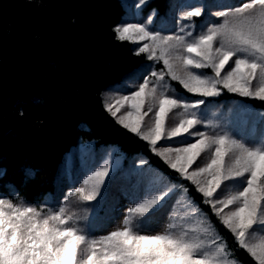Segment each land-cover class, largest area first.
Here are the masks:
<instances>
[{"label":"rangeland","instance_id":"374dc122","mask_svg":"<svg viewBox=\"0 0 264 264\" xmlns=\"http://www.w3.org/2000/svg\"><path fill=\"white\" fill-rule=\"evenodd\" d=\"M122 1L118 36L149 62L122 89H104L106 108L264 264V112L211 101L224 90L264 98V0H173L146 17L150 0ZM57 191L42 209L0 199V264H240L185 187L143 157L80 145Z\"/></svg>","mask_w":264,"mask_h":264},{"label":"trees","instance_id":"16d2710c","mask_svg":"<svg viewBox=\"0 0 264 264\" xmlns=\"http://www.w3.org/2000/svg\"><path fill=\"white\" fill-rule=\"evenodd\" d=\"M172 4L150 0L142 17L153 10L165 15ZM128 16L122 0H0V199L42 209L58 192L71 150L92 142L99 155L115 147L126 163L143 157L167 180L183 185L230 258L259 264L195 184L106 108L104 89H122L149 62L145 52L118 36ZM171 82L189 96L178 81ZM211 101L243 102L264 112V98L238 92L224 90Z\"/></svg>","mask_w":264,"mask_h":264}]
</instances>
